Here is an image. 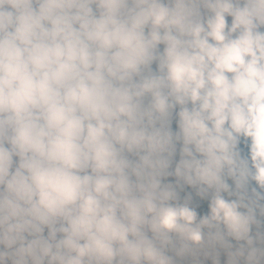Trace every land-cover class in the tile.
Wrapping results in <instances>:
<instances>
[{
	"label": "clouds",
	"instance_id": "obj_1",
	"mask_svg": "<svg viewBox=\"0 0 264 264\" xmlns=\"http://www.w3.org/2000/svg\"><path fill=\"white\" fill-rule=\"evenodd\" d=\"M0 264H264V0H0Z\"/></svg>",
	"mask_w": 264,
	"mask_h": 264
}]
</instances>
